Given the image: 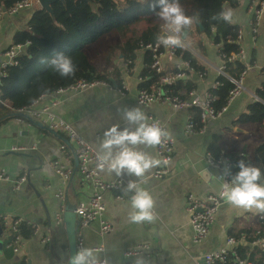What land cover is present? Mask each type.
<instances>
[{
  "label": "crops",
  "instance_id": "obj_1",
  "mask_svg": "<svg viewBox=\"0 0 264 264\" xmlns=\"http://www.w3.org/2000/svg\"><path fill=\"white\" fill-rule=\"evenodd\" d=\"M225 6L233 10V17L228 23L241 30L240 48L246 53L247 61L250 58L253 61L244 75L243 91L219 116L208 120L203 133L198 135L185 133L184 127L189 117L187 108L173 109L167 103H155L143 111L146 116L152 115L160 119L169 135L176 139L170 171L164 177L154 176L157 166L143 177L124 173L119 176L125 183L123 190L103 192L104 218L110 222L111 230L100 239L98 222H91L83 231V248L96 250L98 258L107 259L108 264H134L137 257H142L144 264H203L202 256L226 247L227 239L234 237V232L240 231V237H234V245L228 248L236 250L240 245L245 246L246 234L241 232L242 228L247 230V236L251 235L249 226L257 230L255 223L260 216L257 210L247 211L224 200L214 215L207 237L195 242L185 211L188 193L203 199L220 190L222 172L206 164L205 153L214 136L219 138L217 144L220 147L239 145L234 131L231 132L234 129L231 123L247 112L249 103L256 99L258 87L264 82V0H236L234 6L228 3ZM31 14L26 9L2 15L0 58L2 51L13 42L15 34L26 28ZM185 37L187 48L206 69L203 78L194 73L189 76L196 84L190 96V102H194L202 99L206 91L214 85L222 58L217 47L204 33L194 31ZM142 54L136 53L134 68L127 81L128 92L125 95L117 91L119 83L111 79L107 82L108 85L97 84L79 93H55L52 97L39 99L35 106L50 104L53 99L58 100L57 105L52 107L55 114L69 123L85 140L90 141L98 153L105 130L114 125L121 129L133 127L123 119L124 109L142 110L135 98L137 91L142 90L140 86L147 80L141 76ZM169 60L173 63L176 58H164L163 63L170 64L167 62ZM43 64H40L41 67ZM235 129L238 132L247 131ZM61 136L65 143L17 118L0 124V169L12 180L26 175V181L18 189H14L10 182L0 181V227L1 217L4 215L22 217L37 226L35 233L24 239L23 246L17 253L8 248L5 238H0V264H67L68 245L64 227L54 223V213L60 204L55 193L57 188H61V178L49 166L52 161L60 164L69 162L72 168L74 166L71 153L73 145L65 132H61ZM20 147L24 150H20ZM139 147L157 159L155 146ZM100 176L112 180L118 175L102 169ZM129 181L151 193L154 200V219L151 222L134 223L129 220V213L132 211L129 198L132 193L124 190ZM89 193L90 187L80 182L76 171L69 184L68 199L77 203ZM46 236L50 241L43 243ZM137 245L147 246L144 254L124 256L127 249ZM98 247L101 250H97Z\"/></svg>",
  "mask_w": 264,
  "mask_h": 264
},
{
  "label": "trees",
  "instance_id": "obj_2",
  "mask_svg": "<svg viewBox=\"0 0 264 264\" xmlns=\"http://www.w3.org/2000/svg\"><path fill=\"white\" fill-rule=\"evenodd\" d=\"M17 1L0 0V11L7 13ZM179 2L185 13L194 18L192 25L185 29L187 34L194 31L204 33L221 52L222 73L217 76L215 87L207 90L214 98L211 102L213 112L219 114L226 108L230 92L246 69L245 64L231 59L241 49L240 44L236 42L239 27L214 18L224 9L225 3L234 6L236 0ZM154 3L155 0H65V3L56 1L51 5L52 16L44 9L34 8L26 28L13 37L12 44L29 43L25 52L17 58V64L9 66L5 78L0 81V100L7 105L4 108V105L0 104V116L12 110L27 108L41 95L65 88L79 79L106 82L113 79L119 83L122 63L127 62L133 66L137 57L135 50L154 44L160 36L163 21L150 9V5ZM174 50L176 61H186L190 70H179L173 62L157 73L152 66L151 53L143 50L141 76L147 80L140 88L153 91L159 86L160 78H170L169 82L161 85L165 95L189 101L196 87L189 79L190 74L194 73L203 78L206 69L197 62L187 47ZM56 52L71 56L76 66L72 75L62 77L47 63ZM41 59L45 60L44 64ZM252 64L250 58L248 65ZM36 68L38 70H35ZM181 73L184 74L183 77H175ZM188 110L193 128L202 129L204 125L200 122V109L190 106ZM231 125L234 129H247L246 132L252 129V142L224 148L218 146L219 138L214 136L208 146L211 156L214 159L223 157L235 164L229 169L231 177L239 171L237 163L241 159L258 166L264 176V82L258 87L256 99L249 103L247 112L235 119ZM255 224L257 230L249 226V236L247 230L242 228L241 232L246 234L245 246L240 245L233 250L246 262L262 263L264 249L258 248L253 242L259 236H264V218H259ZM17 233L25 239L31 237L34 230L22 222L17 226ZM239 233L240 231L233 233L236 239H239ZM234 237L230 238L236 241ZM5 239L8 245L10 239ZM247 244L253 248H249ZM232 259V255L228 254L225 263L231 264Z\"/></svg>",
  "mask_w": 264,
  "mask_h": 264
},
{
  "label": "built area",
  "instance_id": "obj_3",
  "mask_svg": "<svg viewBox=\"0 0 264 264\" xmlns=\"http://www.w3.org/2000/svg\"><path fill=\"white\" fill-rule=\"evenodd\" d=\"M36 7V0H18L15 3L14 7L7 13H15L19 10L34 9ZM248 12H250V9L248 10ZM4 13L6 12L3 10L0 11V22ZM250 23L252 22L250 21ZM161 33H163V29ZM241 38L242 33L239 29V34L236 39V42L240 44ZM28 43L29 42H25L23 44L11 43L2 51L0 58V81L5 78L6 69L9 66L17 64V58L25 52V47L28 45ZM216 47L218 49L217 45ZM143 50L151 53V57L153 60L152 66L154 67L157 73L163 71L164 67L166 66V62L163 63L164 58L171 59L175 57L174 48H165L163 45L158 43V40H156L154 44H148L143 48L136 49L135 53L142 52ZM219 54L221 55L220 51ZM231 59L242 62L246 65V69L242 73L239 81L235 83L234 89L230 92L227 100V105L242 93L244 75L250 68L247 61V55L243 51V49H240L238 54L232 56ZM167 62L170 63V60ZM174 64L179 70H190L189 64L186 61H175ZM133 68L134 67L130 66V64L127 62H124L121 65V72L118 77L119 87L117 88V91H119V93L123 95L128 92L127 81L132 73ZM221 69L222 65L219 68L218 75L222 73ZM183 75L184 74L181 73L177 74L175 77L180 78L183 77ZM169 80L170 78H160L159 86L153 91H147L145 89L137 91L135 95L137 104L142 108V111H145L147 107L155 103H167L171 105L173 109H188L190 106L198 107L200 109V122L204 126L200 130H195L193 128L192 123L190 122V117H188L184 129L187 135H198L203 133L207 121L221 114H214L213 112L211 102L214 98L212 94H209L206 91L203 98L198 101H182L175 96L165 95L161 85L163 83L169 82ZM97 84L108 85L106 81L102 80L89 81L79 79L65 88H59L51 93L43 94L39 97V99L45 98L47 96L52 97L55 93H79L82 90L95 86ZM215 85H213L212 87H215ZM192 94L193 93H191V95ZM38 100H36L31 106L20 110L26 111L30 115L39 119L41 118V120H43V122L51 129L59 133L65 132L68 135L69 140L73 145V153L78 159V167L76 171H78L79 180L80 182L82 181V183L87 184L90 187V193L84 199H80L77 201V203H75L74 213L76 215L75 234L77 251L78 249L83 248V231L91 222H98V235L100 239H103V237L111 230L110 222L104 218V205L102 202V194L103 192L108 190H123L125 183L123 179L119 176H116L115 179L112 180H106L100 176V171L102 169L98 167L99 162L97 160V152L92 147L90 141L85 140L69 123H67L64 119L56 115L55 112L52 110V107L57 105L58 100L53 99L50 104L35 106L37 105ZM0 104L7 106L6 103L1 100ZM146 117L147 122L149 124L158 123L159 126L167 132V136L165 138H162L161 143L155 146V153L157 156V160L160 161V164L157 166L154 176L164 177L167 176L170 171L169 165L172 161L176 139L169 135L165 124L160 119L152 115H147ZM20 150H24V148L20 147ZM205 161L210 168L221 170V188L217 193L208 194L203 199L196 197L193 193H188V195L186 196L185 211L187 212L189 217V223L193 233V240L195 242L202 241L207 237L214 219V215L221 203L224 201V199H222L220 195L223 184L225 182H231L232 177L229 175V169L235 166V164H233L231 161H228L226 158L221 157L219 159H214L209 151H206L205 153ZM49 166L61 178V188H58L55 193V196L60 200V204L58 209L54 213V223L56 226L61 227L63 226L62 215L64 211V187L68 184L73 168L71 167V164L69 162L60 164L58 161L50 162ZM104 169H107V167L105 166ZM0 181L10 182L11 186L14 189H18L19 186L26 181V175L23 174L17 177L16 179L12 180L9 178L7 173L0 169ZM132 195L133 193L131 194V197ZM131 197L129 198L130 200ZM259 218H264V214H260ZM1 219L3 220H1L3 224V229H0V238H9L10 242L7 246L8 248L12 249V251L15 253L21 250L24 243V239L17 233L18 224L25 222L26 224L30 225V227L34 230V233L37 230L36 225L32 224L30 221H26L22 217L4 215L3 217H1ZM48 241H50V239L48 236H46V238L43 240V243H47ZM234 243L235 241L233 239L228 238L226 242V247L211 251L202 256L203 264H224L226 262L228 254H231L233 258L231 264H264V261L262 263L246 262L240 259L233 249L228 248L231 245H234ZM254 244L264 248V236H259L255 240ZM146 249L147 246L137 245L135 247L127 249L123 254L126 257L136 256L144 254ZM97 250H101V248L98 247ZM100 261L103 262L104 260Z\"/></svg>",
  "mask_w": 264,
  "mask_h": 264
},
{
  "label": "clouds",
  "instance_id": "obj_4",
  "mask_svg": "<svg viewBox=\"0 0 264 264\" xmlns=\"http://www.w3.org/2000/svg\"><path fill=\"white\" fill-rule=\"evenodd\" d=\"M150 9L163 21V35L157 37L158 43L165 48H186L184 30L192 25L194 18L185 13L179 0H155ZM158 9V11H156ZM233 10L224 9L217 17L231 21ZM45 60L41 59V63ZM47 63L62 77L72 75L76 66L71 56L64 52H56ZM123 119L133 127L114 125L105 130L97 153L98 167L115 172L120 176L124 173L143 177L145 173L158 166L160 161L147 152L140 150V145L154 147L161 143L167 132L158 123L147 122L145 113L140 108H126ZM239 171L232 176L231 182H225L220 193L221 198L232 206L251 211L257 210L264 214V176L261 169L243 159L237 163ZM126 192L133 193L129 220L134 223L151 222L154 219V200L151 193L137 187L133 181L126 185ZM68 264H108L107 259L100 261L96 250L80 248L69 257ZM134 264H144L142 257H137Z\"/></svg>",
  "mask_w": 264,
  "mask_h": 264
},
{
  "label": "water",
  "instance_id": "obj_5",
  "mask_svg": "<svg viewBox=\"0 0 264 264\" xmlns=\"http://www.w3.org/2000/svg\"><path fill=\"white\" fill-rule=\"evenodd\" d=\"M56 1H59L61 3H65V0H36V3L38 4V7L40 9H44L47 13H49V15L52 16L51 5ZM27 11L32 13L34 10L33 9H27ZM200 29H202L201 26H200ZM163 34L164 33H161V35H163ZM186 34H187V32L184 30V35L186 36ZM112 84L115 85V83L113 81H112ZM13 118L24 120V121L28 122L29 124H31L32 126H34L35 128L41 129L42 131H44V132L48 133L49 135L55 137L61 143H65V139L61 136V133L51 129L41 119L30 115L26 111L12 110L10 112H7V113L0 116V124L9 120V119H13ZM12 153L18 154L20 152H12ZM71 153L73 155L74 167H73V171L71 173V176L69 178L68 185L65 189V197H64V203H63L64 204V211H63V215H62L63 227H64L65 236H66L67 245H68V261H69V257L74 255L77 252L76 251V234H75L76 215L74 213L75 203L68 199V188H69V184H70V182H71V180H72V178H73V176L77 170L78 159L73 153V147H71ZM68 261H67V264H68Z\"/></svg>",
  "mask_w": 264,
  "mask_h": 264
},
{
  "label": "rangeland",
  "instance_id": "obj_6",
  "mask_svg": "<svg viewBox=\"0 0 264 264\" xmlns=\"http://www.w3.org/2000/svg\"><path fill=\"white\" fill-rule=\"evenodd\" d=\"M231 132H233L235 138L239 142V145H242L244 142L251 143L252 140H253V137H254V134L252 133V129H250V131H248V132H241V131L238 132V131H236V129L235 130L232 129ZM57 190H58V188H57ZM2 221H1V227H0V229H3Z\"/></svg>",
  "mask_w": 264,
  "mask_h": 264
}]
</instances>
